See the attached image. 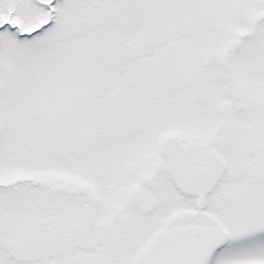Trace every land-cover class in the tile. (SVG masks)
Returning a JSON list of instances; mask_svg holds the SVG:
<instances>
[{"label": "snow or ice", "instance_id": "1", "mask_svg": "<svg viewBox=\"0 0 264 264\" xmlns=\"http://www.w3.org/2000/svg\"><path fill=\"white\" fill-rule=\"evenodd\" d=\"M0 264H264V0H0Z\"/></svg>", "mask_w": 264, "mask_h": 264}]
</instances>
